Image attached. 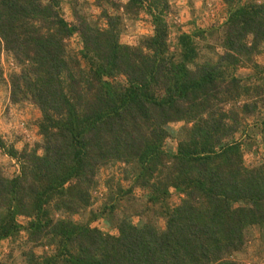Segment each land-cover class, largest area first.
<instances>
[{
	"label": "trees",
	"instance_id": "1",
	"mask_svg": "<svg viewBox=\"0 0 264 264\" xmlns=\"http://www.w3.org/2000/svg\"><path fill=\"white\" fill-rule=\"evenodd\" d=\"M64 1L0 0V81L6 53L18 68L12 105L41 114L40 143L18 151L0 137L19 164L12 177L0 165V245L25 232L23 264H238L255 230L264 241V163L245 162L264 145V0H222V26L181 33L173 47L167 0H96L111 10L105 27L81 0H69V22ZM142 12L154 33L123 44L125 18ZM107 170L122 177L105 181L94 211Z\"/></svg>",
	"mask_w": 264,
	"mask_h": 264
},
{
	"label": "rangeland",
	"instance_id": "2",
	"mask_svg": "<svg viewBox=\"0 0 264 264\" xmlns=\"http://www.w3.org/2000/svg\"><path fill=\"white\" fill-rule=\"evenodd\" d=\"M253 1V0H243ZM262 2L263 0H255ZM126 4L128 0H121ZM169 9L165 12V18L170 25L171 33L169 44L173 47L177 41V36L181 33L195 34L197 31H209L214 28L222 26L228 17V9L222 0H167ZM81 10L86 16L98 25L105 27L106 21L103 17V10L111 12L109 6L102 4L97 5L96 0H81ZM62 13L66 20L69 22L74 21L70 1L65 0L62 4ZM154 33V26L152 24V17L142 12L136 20L125 18L124 31L121 36L123 44L135 46L141 37L151 36ZM206 41H200L204 46ZM69 49L73 52H79L82 49L81 42L78 37L69 41ZM258 62L264 64V55L258 57ZM1 67L3 71V81H0V137L4 140L7 147H13L18 151H23L29 145L30 148L36 143H40L41 137L39 136L38 122L41 118L40 112L30 104H23L14 106L11 103V84L10 76L18 71L14 59L6 53L2 55ZM252 71L249 68H241L238 72L242 77H247ZM252 123V120H250ZM183 124H174L171 127L174 130L180 129ZM256 137V135L254 136ZM168 148L175 149L177 146L176 141L169 140ZM42 154V151H39ZM245 162L248 166H255L264 163V145L259 144L255 151L245 150ZM0 165L3 166L5 174L9 177L15 176L19 173V164L16 160L11 159L6 153L0 151ZM116 171V170H115ZM122 177L119 171L112 174L111 171H103L100 179V186L97 192H94V201L91 209L94 211L105 202L109 192L105 187V181L111 177ZM125 188L129 187L128 183H123ZM147 194L146 191L136 189L134 195L139 198H144ZM180 198L173 195L172 202L179 203ZM145 203V198L140 200ZM79 220V217H75ZM138 218L135 219L137 223ZM20 222L25 224L26 219L20 217ZM163 224V222H160ZM93 227L100 228L105 233L116 234L115 230H110L102 220L94 223ZM27 235L23 232L16 240H6L0 245V262L9 260V264H23L20 249L27 243ZM26 247L31 248L32 245L28 244ZM35 252L41 255L47 251L45 247H35ZM238 264H264V241L260 237L259 230H255L254 238L249 243L245 253L240 254L237 258ZM12 262V263H11Z\"/></svg>",
	"mask_w": 264,
	"mask_h": 264
}]
</instances>
